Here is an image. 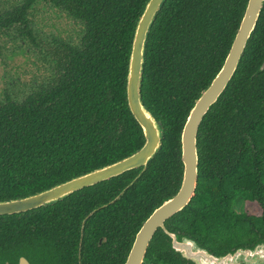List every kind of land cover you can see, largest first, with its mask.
I'll return each instance as SVG.
<instances>
[{
  "label": "trees",
  "instance_id": "trees-1",
  "mask_svg": "<svg viewBox=\"0 0 264 264\" xmlns=\"http://www.w3.org/2000/svg\"><path fill=\"white\" fill-rule=\"evenodd\" d=\"M146 2L105 0L79 42L56 54L51 77L31 83L23 95L5 86L0 94V200L50 188L143 146V131L128 107L126 81L133 33ZM247 3L167 0L150 30L142 86L145 105L164 125L161 151L137 180L143 169L50 206L0 216V247L9 248L15 237V250L38 264H78L84 218L134 182L87 219L82 243L83 264H124L142 223L180 187L186 118L221 69ZM7 16L4 24H18L13 14ZM20 22L25 23V15ZM263 62L264 10L235 76L199 128L196 196L166 222L168 230L194 238L216 255L264 240ZM245 203L257 204L261 214L246 212ZM146 261L192 264L170 248L162 229Z\"/></svg>",
  "mask_w": 264,
  "mask_h": 264
},
{
  "label": "water",
  "instance_id": "water-1",
  "mask_svg": "<svg viewBox=\"0 0 264 264\" xmlns=\"http://www.w3.org/2000/svg\"><path fill=\"white\" fill-rule=\"evenodd\" d=\"M166 1L147 0L144 10L136 22L128 63L127 103L130 112L143 131L145 138L143 146L117 161L74 176L50 188L19 198L0 200V216L26 213L30 210L50 206L84 188L95 186L129 171L143 169L135 178L137 180L161 151L165 132L164 125L145 105L142 86L148 37L151 27ZM263 10L264 0H248L233 44L221 69L196 99L186 118L181 135L183 176L180 187L175 195L165 199L142 223L124 264H148L146 255L159 229H162L169 238L170 248L192 264H264V240L251 246H241L225 254L216 255L194 238L172 232L166 227V222L186 209L196 196L199 180V128L205 116L218 102L235 76ZM263 70L264 62L260 67V71ZM133 183L122 190L112 202L94 209L84 218L81 228V243L87 219L100 209L117 201ZM25 260L22 259L20 264H24V262L28 264Z\"/></svg>",
  "mask_w": 264,
  "mask_h": 264
},
{
  "label": "flooded vegetation",
  "instance_id": "flooded-vegetation-1",
  "mask_svg": "<svg viewBox=\"0 0 264 264\" xmlns=\"http://www.w3.org/2000/svg\"><path fill=\"white\" fill-rule=\"evenodd\" d=\"M103 3L105 0H0V66L16 70L14 73L4 72L2 76L3 80H9L8 84L15 94L23 95L31 89V83L55 73L56 54L79 42L88 31V20L97 14L96 8L103 7ZM9 13L19 20L18 24L8 26L3 23ZM24 15L23 24L20 21ZM58 19L65 22L62 28L52 25V29L47 31V24L38 25L39 22ZM19 56L25 57L23 64L11 66L10 62ZM21 68H25L24 74L31 76L29 80H23L22 72H17ZM15 242L13 237L9 248L0 247V264H20L22 259H26L28 264H38L30 255L17 252ZM82 243L80 238L78 264H83ZM102 243L103 239H100L99 245ZM43 264L52 263L48 260Z\"/></svg>",
  "mask_w": 264,
  "mask_h": 264
},
{
  "label": "rangeland",
  "instance_id": "rangeland-1",
  "mask_svg": "<svg viewBox=\"0 0 264 264\" xmlns=\"http://www.w3.org/2000/svg\"><path fill=\"white\" fill-rule=\"evenodd\" d=\"M42 24H47L49 26V29L48 30H51V26L52 25H55L56 27H59V28H62L63 25L65 24L64 21H62V19H58V20H54V21H46V22H39V27L42 25ZM51 28V29H50ZM46 30V29H45ZM24 56H19V57H16L15 59H13V61L10 62L11 66H20L23 64L24 62ZM3 62V60H2ZM1 64V62H0ZM28 68V66H26ZM25 70V68H21L19 69L20 72H22V79L23 80H29V74H24L23 71ZM16 70L12 67H7L5 68L3 65L1 66L0 68V78L4 75V72H12L14 73ZM7 77V76H6ZM9 80L8 79H5L4 81H2L0 79V94L3 93V89L5 88V86H7ZM244 209L246 212L250 213V214H253V215H260L261 214V209L259 208V206L257 204H251V203H245L244 205ZM238 210H240V208H238Z\"/></svg>",
  "mask_w": 264,
  "mask_h": 264
}]
</instances>
